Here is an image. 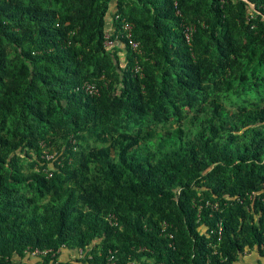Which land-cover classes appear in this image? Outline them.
<instances>
[{
	"label": "trees",
	"instance_id": "obj_1",
	"mask_svg": "<svg viewBox=\"0 0 264 264\" xmlns=\"http://www.w3.org/2000/svg\"><path fill=\"white\" fill-rule=\"evenodd\" d=\"M110 251L264 264V0H0V264Z\"/></svg>",
	"mask_w": 264,
	"mask_h": 264
},
{
	"label": "built area",
	"instance_id": "obj_2",
	"mask_svg": "<svg viewBox=\"0 0 264 264\" xmlns=\"http://www.w3.org/2000/svg\"><path fill=\"white\" fill-rule=\"evenodd\" d=\"M119 19V18H118ZM120 24L122 25V30L124 31L123 33H120V35H118L116 37V40L118 38H125L128 40V44L132 47L133 50L138 51L139 50V44L134 41L132 39V24L127 22L124 19H119ZM191 31V30H190ZM190 31L187 33V35H191ZM105 46L106 47H112L115 43L116 40L112 39V34L110 33H106L105 35ZM137 72H140V68H136ZM87 94L89 95H97L99 94V88L97 87V85L92 84V83H85L83 88H82ZM53 156H48V159L52 158ZM220 226V231H219V235L221 236V231H222V224L219 225ZM162 232L163 233H167L168 232V225L165 223L162 224ZM170 237L173 238V235L170 234ZM221 239V238H220ZM144 249L140 248L138 252H143ZM40 251H35L32 252V255H38L40 254ZM44 254H48V252H44ZM84 256V252L83 250H79V258H82ZM108 264H120L118 258L116 257V253L113 251H110L109 255H108V260H107ZM128 264H137L135 263L133 260L129 261ZM163 264V263H160Z\"/></svg>",
	"mask_w": 264,
	"mask_h": 264
},
{
	"label": "clouds",
	"instance_id": "obj_3",
	"mask_svg": "<svg viewBox=\"0 0 264 264\" xmlns=\"http://www.w3.org/2000/svg\"><path fill=\"white\" fill-rule=\"evenodd\" d=\"M129 45V44H128ZM130 46V45H129ZM131 47V46H130ZM111 48V47H110ZM131 49H132V47H131ZM133 50V49H132ZM134 52H137V53H139L140 52V46H139V50L138 51H135V50H133ZM137 68H139V67H137ZM136 72H137V69H136ZM140 73V72H139ZM85 83H92V84H95V85H97V87L99 88V94H97V95H94V96H98V95H100L101 94V90H102V87L101 86H99L96 82H85ZM84 83V84H85ZM84 84H82V86H81V91H83L86 95H88V96H92V95H89V94H87L82 88H83V86H84ZM106 86H107V84H106ZM93 96V97H94Z\"/></svg>",
	"mask_w": 264,
	"mask_h": 264
},
{
	"label": "rangeland",
	"instance_id": "obj_4",
	"mask_svg": "<svg viewBox=\"0 0 264 264\" xmlns=\"http://www.w3.org/2000/svg\"><path fill=\"white\" fill-rule=\"evenodd\" d=\"M253 8V7H252ZM254 9V8H253ZM112 48V47H111ZM122 59L124 60L125 58H126V56H127V52H126V50L124 49L123 50V53H122ZM125 62V61H124ZM255 257V255H253V256H249V257H247L246 259H245V261H246V263H248L252 258H254Z\"/></svg>",
	"mask_w": 264,
	"mask_h": 264
},
{
	"label": "crops",
	"instance_id": "obj_5",
	"mask_svg": "<svg viewBox=\"0 0 264 264\" xmlns=\"http://www.w3.org/2000/svg\"><path fill=\"white\" fill-rule=\"evenodd\" d=\"M249 263H250V261L247 264H249Z\"/></svg>",
	"mask_w": 264,
	"mask_h": 264
}]
</instances>
